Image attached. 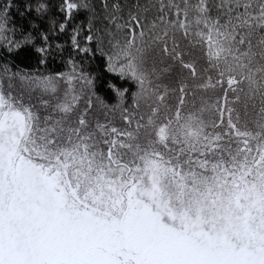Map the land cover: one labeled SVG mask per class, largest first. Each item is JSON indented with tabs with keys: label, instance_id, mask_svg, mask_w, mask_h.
Segmentation results:
<instances>
[{
	"label": "snow or ice",
	"instance_id": "snow-or-ice-1",
	"mask_svg": "<svg viewBox=\"0 0 264 264\" xmlns=\"http://www.w3.org/2000/svg\"><path fill=\"white\" fill-rule=\"evenodd\" d=\"M13 7L0 46L39 55L0 64V264H264V0Z\"/></svg>",
	"mask_w": 264,
	"mask_h": 264
},
{
	"label": "trees",
	"instance_id": "trees-1",
	"mask_svg": "<svg viewBox=\"0 0 264 264\" xmlns=\"http://www.w3.org/2000/svg\"><path fill=\"white\" fill-rule=\"evenodd\" d=\"M5 0H0V6L3 5ZM27 0H14L15 7L10 11L11 22L10 27L15 26L18 30L24 33L32 32V24L36 23L40 25V29L44 30L47 27V18L43 20L36 17L33 13L31 15L24 13V5ZM35 3V0H31ZM22 13H24L22 15ZM19 38V37H18ZM38 53L36 48L31 44L25 45L24 48L18 50L17 52H9L6 48L0 46V64L11 63L14 69H24L32 70L38 65ZM106 58L102 55L97 54V56L88 62L87 71L95 76V90L101 95L108 103H117L119 97L115 89L123 90L128 89L126 95L130 96L133 91L138 87L136 81L129 76H122L119 73H113L108 71L106 67ZM48 70L53 71H66L67 68L62 64L59 59L50 62L48 65ZM114 84L115 89L109 86V84Z\"/></svg>",
	"mask_w": 264,
	"mask_h": 264
},
{
	"label": "clouds",
	"instance_id": "clouds-1",
	"mask_svg": "<svg viewBox=\"0 0 264 264\" xmlns=\"http://www.w3.org/2000/svg\"><path fill=\"white\" fill-rule=\"evenodd\" d=\"M109 86L112 87L113 89L116 88V86L114 84H111V83L109 84Z\"/></svg>",
	"mask_w": 264,
	"mask_h": 264
}]
</instances>
